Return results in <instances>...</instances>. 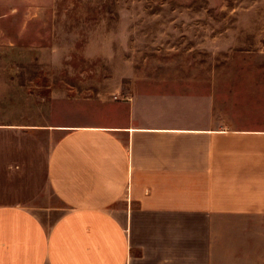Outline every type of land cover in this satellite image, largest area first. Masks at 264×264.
Masks as SVG:
<instances>
[{
  "label": "crops",
  "instance_id": "0c3cea01",
  "mask_svg": "<svg viewBox=\"0 0 264 264\" xmlns=\"http://www.w3.org/2000/svg\"><path fill=\"white\" fill-rule=\"evenodd\" d=\"M200 74L0 123V264H264V117Z\"/></svg>",
  "mask_w": 264,
  "mask_h": 264
},
{
  "label": "rangeland",
  "instance_id": "374dc122",
  "mask_svg": "<svg viewBox=\"0 0 264 264\" xmlns=\"http://www.w3.org/2000/svg\"><path fill=\"white\" fill-rule=\"evenodd\" d=\"M199 72L220 114L264 117V0H0V123L51 102L82 122L132 83Z\"/></svg>",
  "mask_w": 264,
  "mask_h": 264
}]
</instances>
